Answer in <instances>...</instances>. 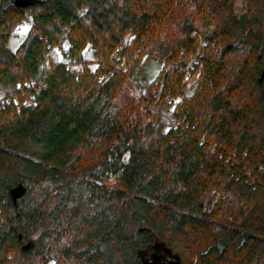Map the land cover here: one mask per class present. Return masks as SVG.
I'll use <instances>...</instances> for the list:
<instances>
[{"label": "trees", "instance_id": "obj_1", "mask_svg": "<svg viewBox=\"0 0 264 264\" xmlns=\"http://www.w3.org/2000/svg\"><path fill=\"white\" fill-rule=\"evenodd\" d=\"M141 56L183 68L153 107ZM1 96L0 264H264V0H0Z\"/></svg>", "mask_w": 264, "mask_h": 264}, {"label": "rangeland", "instance_id": "obj_2", "mask_svg": "<svg viewBox=\"0 0 264 264\" xmlns=\"http://www.w3.org/2000/svg\"><path fill=\"white\" fill-rule=\"evenodd\" d=\"M243 7V0H236V9H241ZM193 12V11H192ZM194 14H197L194 12ZM199 15V14H197ZM190 17H193L192 15ZM195 23L199 27L196 31L197 33L193 36L197 40V47L193 54H186L185 58H181L182 60L188 62V64H193L197 61L198 56H201L204 53V47L208 42V36L211 35L216 29V22L211 20L210 18H201L199 16H194ZM30 29V25L26 22L20 23L16 25L13 30V34L9 38L8 47L15 51L19 45L23 42L27 32ZM66 49V48H65ZM63 49V51H65ZM120 47H118L115 52H118ZM63 51H61L60 55L63 57ZM94 50L89 48L84 51V55L87 58L92 59L94 55ZM97 65L91 63L90 68L95 69ZM189 67V66H187ZM170 68H178L183 69L181 65L175 63H169L165 68L161 60H159L155 56H150L146 58L145 56H141L133 66L127 69L125 74V87L130 90H138L140 92H144L146 89H151L152 96L154 97V101L151 104L153 107L158 98L161 95L162 86L164 83V77L168 69ZM186 68V67H185ZM199 78V72L189 73L185 76L184 82L182 85V96L190 97L195 91L196 83ZM154 83V84H152ZM153 85V86H152ZM181 96V99H182ZM173 97V100L171 99ZM17 99V96L15 97ZM179 98L174 95L168 94L165 96L164 101L168 103L176 104ZM175 125H178L179 122L174 120ZM214 142L213 147H216ZM97 157V155H95ZM94 156V157H95ZM95 157V158H96ZM90 160H87L86 163H89ZM74 175H81L79 170L74 172ZM216 200L222 199L224 204H228L233 199L232 195L228 193V191L224 189H218L216 193ZM59 202V193H52L44 202L42 208L45 212H48L53 207L57 205ZM3 216L0 214V224L3 223ZM82 247V246H81ZM51 264V263H50Z\"/></svg>", "mask_w": 264, "mask_h": 264}, {"label": "built area", "instance_id": "obj_3", "mask_svg": "<svg viewBox=\"0 0 264 264\" xmlns=\"http://www.w3.org/2000/svg\"><path fill=\"white\" fill-rule=\"evenodd\" d=\"M196 33H197L196 31H192V35H193V36H195ZM67 58H68L67 56H65V57L63 58L65 62H68V59H67ZM188 66H189V67H186V68H185V71H186L187 74L190 73V70H189V69H190L191 64H189ZM40 87L42 88V87H44V85L41 84ZM39 89H40V88H39ZM39 89L36 90V92H38ZM171 99L173 100V97H171ZM11 100H12V98H8V99H7L8 102H11ZM15 100H16V98H15ZM4 101H5V97H4V96H1V97H0V105H1V103H3ZM26 104L29 105V106H31V107H34V106H36L37 103H36V101H35L34 99H29V100H27V103H26Z\"/></svg>", "mask_w": 264, "mask_h": 264}, {"label": "water", "instance_id": "obj_4", "mask_svg": "<svg viewBox=\"0 0 264 264\" xmlns=\"http://www.w3.org/2000/svg\"><path fill=\"white\" fill-rule=\"evenodd\" d=\"M152 257H153V260H159L161 258V256L158 254H154Z\"/></svg>", "mask_w": 264, "mask_h": 264}]
</instances>
